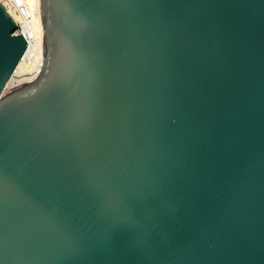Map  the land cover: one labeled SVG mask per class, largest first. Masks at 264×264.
I'll list each match as a JSON object with an SVG mask.
<instances>
[{"label":"water","instance_id":"water-1","mask_svg":"<svg viewBox=\"0 0 264 264\" xmlns=\"http://www.w3.org/2000/svg\"><path fill=\"white\" fill-rule=\"evenodd\" d=\"M0 4V264H264V0Z\"/></svg>","mask_w":264,"mask_h":264},{"label":"bare ground","instance_id":"bare-ground-1","mask_svg":"<svg viewBox=\"0 0 264 264\" xmlns=\"http://www.w3.org/2000/svg\"><path fill=\"white\" fill-rule=\"evenodd\" d=\"M37 0H26L28 8L32 11V19L28 30L29 36V47L24 50L22 59L20 60L14 73L32 75L36 73L40 63L37 50V38H36V24H35V8ZM13 19L19 23V18L14 14L12 15Z\"/></svg>","mask_w":264,"mask_h":264},{"label":"built area","instance_id":"built-area-1","mask_svg":"<svg viewBox=\"0 0 264 264\" xmlns=\"http://www.w3.org/2000/svg\"><path fill=\"white\" fill-rule=\"evenodd\" d=\"M0 4H2L8 13L11 15L14 14L17 18H19V23H16L18 27V31L25 40L27 41V48L29 47V36L28 30L31 19H32V11L28 8L26 4V0H0ZM13 18V17H12Z\"/></svg>","mask_w":264,"mask_h":264}]
</instances>
